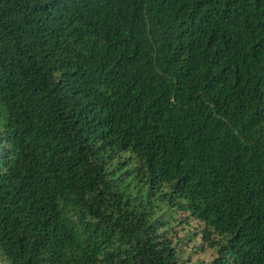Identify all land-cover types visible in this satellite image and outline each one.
I'll use <instances>...</instances> for the list:
<instances>
[{
	"label": "trees",
	"instance_id": "16d2710c",
	"mask_svg": "<svg viewBox=\"0 0 264 264\" xmlns=\"http://www.w3.org/2000/svg\"><path fill=\"white\" fill-rule=\"evenodd\" d=\"M0 261L264 264V0H0Z\"/></svg>",
	"mask_w": 264,
	"mask_h": 264
},
{
	"label": "rangeland",
	"instance_id": "374dc122",
	"mask_svg": "<svg viewBox=\"0 0 264 264\" xmlns=\"http://www.w3.org/2000/svg\"><path fill=\"white\" fill-rule=\"evenodd\" d=\"M179 216V215H178ZM198 226V222L193 221L191 224L186 223V224H181L178 220L175 221V228L179 231V234H183L184 227L185 229L192 230L195 229ZM189 243L183 245L185 248V255H190V258L192 260H196L197 258H202V259H210L214 255V252L212 249L207 247V245H204L203 247H199L200 244H202V238H201V233L198 232L196 236V244H197V251H195V246L193 245L190 240H188ZM1 264V261H0Z\"/></svg>",
	"mask_w": 264,
	"mask_h": 264
}]
</instances>
